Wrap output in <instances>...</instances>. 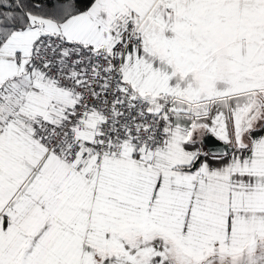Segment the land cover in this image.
Returning <instances> with one entry per match:
<instances>
[{"label": "snow or ice", "instance_id": "snow-or-ice-1", "mask_svg": "<svg viewBox=\"0 0 264 264\" xmlns=\"http://www.w3.org/2000/svg\"><path fill=\"white\" fill-rule=\"evenodd\" d=\"M0 264H264V0H0Z\"/></svg>", "mask_w": 264, "mask_h": 264}]
</instances>
